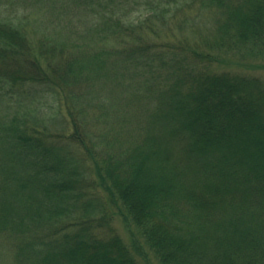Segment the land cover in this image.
I'll list each match as a JSON object with an SVG mask.
<instances>
[{"label":"trees","instance_id":"obj_1","mask_svg":"<svg viewBox=\"0 0 264 264\" xmlns=\"http://www.w3.org/2000/svg\"><path fill=\"white\" fill-rule=\"evenodd\" d=\"M262 72L264 0H0V264H264Z\"/></svg>","mask_w":264,"mask_h":264},{"label":"rangeland","instance_id":"obj_2","mask_svg":"<svg viewBox=\"0 0 264 264\" xmlns=\"http://www.w3.org/2000/svg\"><path fill=\"white\" fill-rule=\"evenodd\" d=\"M31 10H32V8H31ZM33 15H35L34 17L37 16L36 13L32 14V16ZM237 59L239 61H249L252 63L253 62H261V61H259V58L246 57L244 55H238ZM235 61H237V60L235 59ZM227 68H231V70H233V71H235V70L240 71L239 67L237 65H235V62H234V65H231V67H228V66L227 67H224V66L218 67L217 70L218 71L227 70ZM259 74L264 75V72L259 73ZM114 227L116 228L117 232L122 236V238L131 245L133 233H135V229L132 226H128V224L126 223L125 220H122L119 218H116V221L114 222ZM136 236H137V238H139L138 235H136ZM140 241H141V243L140 242L139 243L141 244V247H139V252H140V255L142 256V257L140 256V259L142 260V262L149 261L152 264H158L154 255L147 249V247L145 246L143 241L142 240H140ZM140 244H138V245H140ZM144 257H146L147 259L145 260Z\"/></svg>","mask_w":264,"mask_h":264}]
</instances>
